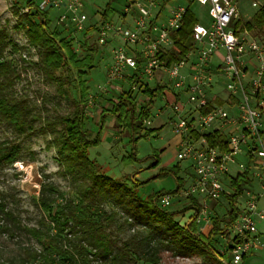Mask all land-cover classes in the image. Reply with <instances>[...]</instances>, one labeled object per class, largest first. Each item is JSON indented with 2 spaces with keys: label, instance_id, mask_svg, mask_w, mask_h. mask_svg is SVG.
<instances>
[{
  "label": "rangeland",
  "instance_id": "rangeland-1",
  "mask_svg": "<svg viewBox=\"0 0 264 264\" xmlns=\"http://www.w3.org/2000/svg\"><path fill=\"white\" fill-rule=\"evenodd\" d=\"M28 0H0V31L3 32L10 44L2 53V59L7 63L11 73L7 75L8 81L0 78V98L7 97L10 104L22 109L23 128L16 129L13 123L0 111V145L14 146L17 151L16 161L7 164L0 160V197L4 200L6 207L13 213L20 225L25 227H39L42 213L36 205L43 182L52 183L58 194L57 204L71 203L73 211L81 220L98 221L97 215L102 213L114 215L113 221L104 222L113 232L114 238L119 242L131 239L132 235L144 230V225L154 220L149 216L150 212L144 208L143 201L153 194L165 193L163 195H174L176 181L173 176H158L161 168L171 169L178 167L177 176L186 188L192 177V169L185 160L176 157L177 147L173 139L174 132L171 124L173 104L171 92L173 89L165 87L158 91L150 111L152 124H144V127L152 128L150 136L140 138L136 141L134 156L130 163H124L123 159L133 152V145L127 136V132L118 126L115 118L109 114L111 99L117 97L121 92H129L135 99L141 102L146 95L144 87L156 89L161 87V79L165 75L157 72L158 83H153L152 78L138 74L132 75L129 69L123 73V78L117 79L108 85V71L112 63V49L119 44L118 40L103 42L98 38L97 26L102 20L103 12L109 8L108 19L115 24L124 27L132 26L130 15L122 17L121 14L126 6L130 5L128 0H86L83 13L88 18L87 28L81 32L64 30L57 25V9L48 11L50 28L60 32V37H66L73 46L78 57H84L88 50L84 46L87 41L97 48L94 65L87 72V96L81 102L80 107L84 110L85 131L90 139L99 134L100 141L96 146L88 149V158L93 161L95 173L98 175V183L89 189L92 181L76 177V173L69 171L66 167L64 156L57 150L59 136L63 131L60 120L71 117L75 109V102L79 100V88L77 85L76 72L69 66L56 71H48L39 63V51L29 45L26 35V19L28 13H33L31 7H27ZM188 0H166V8L163 16L167 14V8L171 6H187ZM39 0H34L36 5ZM250 0L243 1L246 18L255 11V7L249 5ZM264 0H257L262 4ZM194 16L200 23L210 21L207 7L196 2L189 5ZM23 26L24 29L18 28ZM91 34H85L91 29ZM206 74L218 90L224 87V78L220 72L210 70ZM190 71V69L188 70ZM187 74V71H184ZM3 81V82H2ZM3 83V84H2ZM108 85V86H107ZM111 85V86H110ZM107 87L105 91L101 87ZM211 84L208 93H211ZM105 110L104 124L102 128L101 111ZM192 113L184 112V115ZM235 116L236 112H230ZM157 160L156 165L154 162ZM243 154L235 156V163L230 164L231 169L222 179L223 192L220 198L207 202L208 210L205 219L197 222V231L207 236L212 227L214 217L226 218L228 212L227 195L232 193L228 179L238 171V164L246 163ZM131 178V181L127 179ZM256 179L253 186L257 188ZM136 182V186H131ZM129 188L132 190H129ZM182 188V189H183ZM244 197L238 198L237 206H242ZM264 199L259 206L264 209ZM189 205V198L176 197L165 211H179ZM188 210L183 215L174 218L180 226H184L192 215ZM103 218V215L102 217ZM209 219V220H208ZM259 223V222H258ZM1 224V223H0ZM264 227V220L261 221ZM157 226H159L156 223ZM225 225L223 224L222 227ZM224 234L214 238L212 246H208L202 239L187 238L183 232H178L173 240L172 231H167L162 226L155 239H164L168 247L160 253V264H232L227 258L222 257L227 247L229 228L224 227ZM48 235L53 236L55 230L52 225L47 224L43 229ZM264 231V228H263ZM199 233V232H198ZM71 240L84 246L72 234L67 236ZM173 240V242H171ZM263 244L262 250L250 254L240 264H264V232L261 234ZM185 245V246H184ZM184 247V249H182ZM41 250V244L27 233L11 230L7 233L0 232V264H43L34 255ZM78 252V251H77ZM87 258H83L84 264H108L92 253L86 251ZM218 253V254H217ZM128 264H132L129 262ZM138 264H147L138 262Z\"/></svg>",
  "mask_w": 264,
  "mask_h": 264
},
{
  "label": "built area",
  "instance_id": "built-area-1",
  "mask_svg": "<svg viewBox=\"0 0 264 264\" xmlns=\"http://www.w3.org/2000/svg\"><path fill=\"white\" fill-rule=\"evenodd\" d=\"M85 1L39 0L35 6L41 11L57 9L58 26L81 32L88 22L83 13ZM128 1L130 5L122 16L130 15L132 26L110 21L97 26L101 41H119L112 49L108 85L123 78L126 69L149 78L161 71L166 78L164 86H171L175 94L185 97L183 105L176 102L172 105L171 124L178 139L176 157L191 166V182L174 195L160 196L157 204L164 209L178 196L194 198L201 206L197 217V222H201L206 218L207 202L217 201L223 192L222 179L229 165L235 163V156L243 154L247 161L238 164L236 174L247 169L250 183L241 196L243 205L237 206V217L228 227V244L222 253L232 264H240L260 247L257 223L264 219V209L259 206L264 198V35L251 36L234 29L238 18L235 0H193L207 7L210 21L207 25L196 23L192 29V46L186 56L179 63L164 66L158 55L171 50V34L179 29L188 9L179 5L168 7L164 20L159 22L162 0ZM132 4L135 12L130 9ZM217 55H221L219 67L224 78L225 99L231 97L237 101L235 116L214 104L210 112H201L211 104L207 91L212 82L206 72ZM186 67L190 71L184 74ZM106 89L101 87L103 91ZM183 111L192 114L185 116ZM144 124L150 125V119ZM213 124L218 128L230 127L225 133L216 130L225 136L226 152L210 148L204 138ZM255 179L257 188L253 186ZM202 230L201 226L198 232Z\"/></svg>",
  "mask_w": 264,
  "mask_h": 264
},
{
  "label": "trees",
  "instance_id": "trees-1",
  "mask_svg": "<svg viewBox=\"0 0 264 264\" xmlns=\"http://www.w3.org/2000/svg\"><path fill=\"white\" fill-rule=\"evenodd\" d=\"M27 7H31L34 11L29 14L24 13L26 19V35L29 45L39 51V63L45 70L56 71L58 69L69 66L76 72L77 85L79 88V100L75 102V109L71 117H65L60 120L63 131L60 134L57 150L60 155L64 156L66 167L69 171L76 173L77 178L90 179L92 184L89 189L95 186L100 187L98 183V175L94 170V163L88 158V149L96 146L100 137L99 134L94 139H90L85 131L84 110L80 107L81 102L87 96L86 75L89 69L94 65L97 48L84 42L88 53L84 57H78L73 46L66 37H60V32L50 28V20L48 11L37 9L34 0L27 1ZM109 8L103 12V20L108 19ZM197 23L194 14L187 10L183 16L179 29L171 34L172 47L169 52L159 54L158 59L164 66L179 63L188 53L192 46V29ZM24 29L23 26H18ZM234 29L239 32H247L251 36L262 37L264 35V4L258 6L255 13L248 21L236 20ZM93 28L86 31V35L92 33ZM10 44L7 36L0 31V60L2 53ZM139 65V62H138ZM11 71L6 62L0 61V78L4 82L8 81L7 75ZM3 82V81H2ZM1 84V83H0ZM3 84V83H2ZM162 87L149 89L144 87L143 93L146 97L139 102L128 91L121 92L117 97L111 99V114L118 126L125 129L130 142L133 145V152L123 159L128 164L133 159L136 141L140 138L148 137L152 134V128H145L144 122L150 118V111L154 104V99L158 91H162ZM221 105L219 99H213L210 105L202 109V114H206L212 110L211 105ZM0 111L14 124L19 131L23 128L22 117L24 112L15 105L10 104L7 97L0 98ZM102 120L100 127L104 124L105 110L101 111ZM204 138L210 148H217L220 152H226L227 144L225 136L221 132H211L204 135ZM17 151L14 146L0 145V160H4L7 164L16 161ZM157 160L154 162L156 165ZM178 167L171 169L161 168L158 176L171 175L176 181V188L173 193L179 192L184 185L183 180L177 176ZM131 181V178L127 179ZM232 193L227 195L228 212L226 218L214 217L212 219V227L207 236H203L197 231V217L200 213L201 206L194 198H189V205L179 211H165L159 207L157 200L165 193H157L148 196L143 201V206L154 220V224L148 223L144 225V230L136 231L131 239L119 243L113 236L108 225L104 222L113 221L114 215L102 213L97 215V222L91 220H81L77 216L71 203L57 204L56 196L58 191L52 183L43 182L40 187L39 195L36 198V205L39 207L42 217L39 220V227H25L19 224L13 213L6 207L4 200L0 197V232L7 233L11 230H20L30 237L39 241L41 250L34 252L36 260L43 264H84V257L87 258L86 251L92 253L95 258H99L108 264H138L143 262L147 264H160V253L168 247V243H164V239H155L162 226L167 231H172L173 240L178 232H183L187 238L202 239L208 246H212L214 238L224 234V227L230 226L237 217L238 208L237 200L243 195L245 187L250 183L248 170L238 173L228 179ZM134 182L131 186H136ZM129 190H131L129 188ZM132 191V190H131ZM191 210L193 213L188 218L184 226H180L174 221V218L183 215L186 211ZM156 223L159 225L157 226ZM47 224L52 225L55 230L53 236L48 235L43 229ZM225 225L222 227V225ZM72 234L74 239L84 242V246L78 247V242L69 239L67 236ZM173 240L171 242H173ZM185 246V245H184ZM184 249V247H182ZM78 251V252H77ZM218 254V253H217ZM223 258L226 256L221 254ZM22 260L21 264H25Z\"/></svg>",
  "mask_w": 264,
  "mask_h": 264
},
{
  "label": "crops",
  "instance_id": "crops-1",
  "mask_svg": "<svg viewBox=\"0 0 264 264\" xmlns=\"http://www.w3.org/2000/svg\"><path fill=\"white\" fill-rule=\"evenodd\" d=\"M165 1L166 0H162L161 1V14L160 15H158V17H157V19H158V21L159 22H161V21H163L164 20V16H163V11H164V9L166 8V4H165ZM243 1H246V0H235V3H236V7H237V11H238V18H237V20L238 19H240V20H243V21H248L251 17H252V15L255 13V11L257 10V8H258V6H260V5H262V4H264V2L262 3V4H259V3H257V0H250V3H249V5H251V7H255L256 9H255V11L253 12V14L249 17V18H246L245 17V15H246V11H245V9H244V6H243ZM188 2V5L187 6H184V7H186L188 10H190L191 11V9H190V7H189V5H191L192 3H194V1L193 0H188L187 1ZM253 4H255V5H253ZM179 6H182V5H179ZM131 11H133V12H135V4H132V6H131ZM124 11V10H123ZM154 12H156V10H154ZM192 12V11H191ZM193 13V12H192ZM122 14H123V12H122ZM122 14H121V16H122ZM127 15H125V16H122V17H126ZM196 18V17H195ZM196 20H197V23H200L199 22V20L196 18ZM103 21H110V20H103V18H102V20H101V22H103ZM100 22V23H101ZM110 22H112V21H110ZM99 23V24H100ZM209 22H207V23H205V24H203V25H207ZM130 24H132V21H131V23ZM200 24H202V23H200ZM110 42V41H109ZM220 63H221V55H217V56H215L212 60H211V62H210V65L209 66H211L210 67V70H216V71H218V72H220L221 73V68L219 67V65H220ZM131 71V70H130ZM184 71H187V73H189V71H188V68L186 67L185 68V70ZM183 71V72H184ZM132 72V75L131 76H133V74L135 73V72H137V71H131ZM157 72H159V73H162L163 74V72H161V71H156L155 73H154V76H153V78H152V80H153V83H155V84H157L159 81H158V76L156 75L157 74ZM166 79H161V87L165 90V81ZM212 85H213V88L211 89V93H208V91H207V93H208V97H209V99H211V101H213V99L215 98H217V99H219V100H221V102H222V104L221 105H215V106H219V107H221V108H223L229 115H232V114H230V112H236V104H237V101L234 99V98H228L227 100L225 99V97H226V93H225V90H224V87H222V89H220V90H218L217 88H216V86L214 85V83H212ZM105 87V86H104ZM100 90V92H102L101 91V88L99 89ZM163 90V91H164ZM171 98H172V101H173V104L172 105H174V103L176 102V103H178L179 105L181 104V105H183L184 103H185V97L184 96H182V95H178V94H175L174 92H171ZM154 106L156 105V103H154L153 104ZM153 106V107H154ZM171 112H172V117L174 116V113H173V111H172V106H171ZM184 112V111H183ZM186 116V115H185ZM150 124H152V120L150 119ZM150 128V127H149ZM216 130H218V131H222V132H229L230 131V127H227V126H223V127H221V128H218V125L217 124H213L212 126H210L209 127V129H207L206 131L208 132V133H211V132H214V131H216ZM224 132V133H225ZM173 142H174V145H175V147H177V142H178V139H177V137L174 135V139H173ZM177 149H178V147H177ZM232 164H234V163H232ZM231 169V166H229V169H228V172L226 173V174H228L229 173V170ZM238 171H239V169H238ZM238 171H236V173L238 172ZM264 199V198H263ZM262 201V200H261ZM216 202V201H215ZM264 203V202H263ZM264 220V219H263ZM263 220H261V221H263ZM261 221H259V223H257V232H258V237H259V240H260V247L257 249V250H255L253 253H252V255H254L255 254V252H259L260 250H262V247H263V244H262V241H261V234H262V232H264L263 231V225L261 224Z\"/></svg>",
  "mask_w": 264,
  "mask_h": 264
}]
</instances>
